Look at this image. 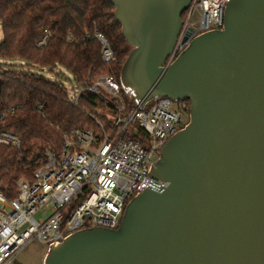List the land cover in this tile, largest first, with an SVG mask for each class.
<instances>
[{
    "label": "water",
    "instance_id": "1",
    "mask_svg": "<svg viewBox=\"0 0 264 264\" xmlns=\"http://www.w3.org/2000/svg\"><path fill=\"white\" fill-rule=\"evenodd\" d=\"M132 47L124 93L143 109L190 102L153 180L118 229L52 242L43 264H264V0H230L224 25L167 64L192 0H108Z\"/></svg>",
    "mask_w": 264,
    "mask_h": 264
},
{
    "label": "built area",
    "instance_id": "2",
    "mask_svg": "<svg viewBox=\"0 0 264 264\" xmlns=\"http://www.w3.org/2000/svg\"><path fill=\"white\" fill-rule=\"evenodd\" d=\"M230 0H192L183 13L182 27L167 60L173 63L200 35L223 29ZM102 60L115 54L107 39L97 34ZM45 39L40 42L44 45ZM85 91L107 100L116 115L103 131L75 129L64 136L59 153L47 150L31 179L17 183L13 200L0 192V264H12L33 240L50 247L84 229L116 230L130 201L144 192L150 181L166 186L149 172L169 139L188 123L190 107L157 97L136 109L129 108L118 81L110 75L74 87L70 100L78 104ZM3 116H0V121ZM137 129L144 135H138ZM14 133L0 131V145L21 148ZM48 208V211L45 210ZM40 214V217L38 215Z\"/></svg>",
    "mask_w": 264,
    "mask_h": 264
},
{
    "label": "trees",
    "instance_id": "3",
    "mask_svg": "<svg viewBox=\"0 0 264 264\" xmlns=\"http://www.w3.org/2000/svg\"><path fill=\"white\" fill-rule=\"evenodd\" d=\"M0 26V60H20L27 67L0 64V131L17 134L23 141L21 148L0 145V192L13 200L18 181L33 177L45 151L59 153L64 136L75 129L101 134L99 123L109 129L116 115L107 100L88 91L73 104L63 82L49 80L31 68L54 71L61 67L73 76L75 86L110 75L132 108L135 102L121 85L132 47L108 0H0ZM97 34L110 43L115 54L112 62H103ZM137 132L144 135L140 129Z\"/></svg>",
    "mask_w": 264,
    "mask_h": 264
},
{
    "label": "rangeland",
    "instance_id": "4",
    "mask_svg": "<svg viewBox=\"0 0 264 264\" xmlns=\"http://www.w3.org/2000/svg\"><path fill=\"white\" fill-rule=\"evenodd\" d=\"M3 40V31L0 26V42ZM25 64L20 60L15 61H2L0 60V64ZM24 68L27 67L24 65ZM32 71L38 72L39 74L43 75L45 78L52 80V81H61L65 84L68 88L70 95L73 94V89L75 86L73 82V76L67 72L65 69L61 67H57L54 71H49L47 69H38L37 67L31 68ZM59 74V75H58ZM189 119L187 117L184 118V123H188ZM45 210L48 211V208ZM40 217V214L38 215ZM48 251V247L38 240H33L30 244H28L18 255L17 261L19 264H43L45 255Z\"/></svg>",
    "mask_w": 264,
    "mask_h": 264
},
{
    "label": "flooded vegetation",
    "instance_id": "5",
    "mask_svg": "<svg viewBox=\"0 0 264 264\" xmlns=\"http://www.w3.org/2000/svg\"><path fill=\"white\" fill-rule=\"evenodd\" d=\"M12 264H19V262L17 260H15Z\"/></svg>",
    "mask_w": 264,
    "mask_h": 264
}]
</instances>
